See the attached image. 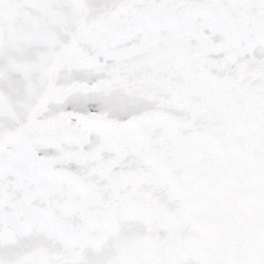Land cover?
Returning a JSON list of instances; mask_svg holds the SVG:
<instances>
[{"label": "snow or ice", "instance_id": "6c2138e0", "mask_svg": "<svg viewBox=\"0 0 264 264\" xmlns=\"http://www.w3.org/2000/svg\"><path fill=\"white\" fill-rule=\"evenodd\" d=\"M0 264H264V0H0Z\"/></svg>", "mask_w": 264, "mask_h": 264}]
</instances>
